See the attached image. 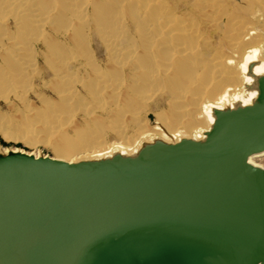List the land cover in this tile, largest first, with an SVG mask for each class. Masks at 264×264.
Listing matches in <instances>:
<instances>
[{
	"label": "bare ground",
	"instance_id": "bare-ground-1",
	"mask_svg": "<svg viewBox=\"0 0 264 264\" xmlns=\"http://www.w3.org/2000/svg\"><path fill=\"white\" fill-rule=\"evenodd\" d=\"M250 1L0 0V100L15 113L0 111V133L68 161L201 136L213 106L254 96L249 62L264 71V11Z\"/></svg>",
	"mask_w": 264,
	"mask_h": 264
},
{
	"label": "water",
	"instance_id": "water-1",
	"mask_svg": "<svg viewBox=\"0 0 264 264\" xmlns=\"http://www.w3.org/2000/svg\"><path fill=\"white\" fill-rule=\"evenodd\" d=\"M260 63L201 136L74 161L1 149L0 264H264Z\"/></svg>",
	"mask_w": 264,
	"mask_h": 264
},
{
	"label": "rangeland",
	"instance_id": "rangeland-1",
	"mask_svg": "<svg viewBox=\"0 0 264 264\" xmlns=\"http://www.w3.org/2000/svg\"><path fill=\"white\" fill-rule=\"evenodd\" d=\"M230 1L232 4L234 5H238L239 7H243L245 5L244 2H246L247 0H228ZM251 5L253 4H256V7L260 6L261 9L264 11V0H251L250 1ZM254 2V3H253ZM259 8V7H258ZM257 10H260V9H257ZM261 10V11H262ZM262 11V12H263ZM263 18H264V12H263ZM262 18V19H263ZM263 40V39H262ZM218 41V38L216 40V42ZM264 41V40H263ZM231 47V46H230ZM230 47L226 46V50H225V53L227 52V54L229 55L230 53ZM229 49V50H228ZM96 56L98 58V60H104V53L101 52V51H96ZM228 67V66H227ZM229 68V67H228ZM35 84H40V81H38L37 79L35 80L34 82ZM31 96V98L33 100H35V97L31 94H29ZM2 100V101H1ZM0 100V111L2 112V114H4V116L2 117L3 119H13L12 116L10 115H13L15 113H13L12 111H10V109H8L5 100L1 99ZM5 113L7 116H5ZM1 114V113H0ZM1 114V115H2ZM6 117V118H5ZM15 117V116H14ZM144 120L145 121H148L147 123H149V125H154L155 122L157 121V116L155 114V112L153 111H150L148 112L145 116H144ZM113 137L110 136V140L113 141ZM2 148H22L26 151H29V152H37V153H40V152H43L45 154H49L51 156H54L56 155L55 153V149L47 144V143H44L43 141H36L34 143H27L26 141H24L23 139H12V138H5L1 133H0V150ZM256 162L260 163V164H263L264 165V155L263 156H260V157H257Z\"/></svg>",
	"mask_w": 264,
	"mask_h": 264
}]
</instances>
